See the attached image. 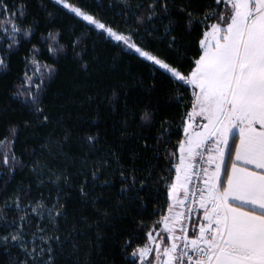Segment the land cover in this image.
Listing matches in <instances>:
<instances>
[{"label":"snow or ice","instance_id":"1","mask_svg":"<svg viewBox=\"0 0 264 264\" xmlns=\"http://www.w3.org/2000/svg\"><path fill=\"white\" fill-rule=\"evenodd\" d=\"M122 3L137 19L136 25L125 21L126 30L104 21L79 0L76 3L51 0L53 11L42 5L50 18L66 10V14L85 25L84 32L75 36L70 45L62 42L60 30L42 34L41 43L46 45L53 63L42 62L44 49L32 44L22 56L24 74L13 95L22 98L38 120L42 117L44 123L50 122L43 98L58 75V61L71 47L81 70L87 71L90 63L85 59L88 51L85 40L93 31L149 67L154 76L165 75L176 85L175 102L184 105L175 129L171 127L173 121H160L154 144L146 136L136 137L134 132L124 131L121 135L136 137L145 151L155 153V159L167 160V167L157 177L166 189V213L158 204V218L150 228L140 220L138 227L129 231L120 244L122 264H264V0H183L179 4L177 0H150L146 7L138 0ZM140 9L144 12L137 14ZM26 16V3L14 8L9 0H0V42H7L6 47L0 43V72L9 69L11 57L24 42L31 43L38 30V21L23 23ZM176 16L183 17L182 30L189 37L195 34L194 39L184 40L176 35L181 29ZM154 18L167 19L162 33L153 24ZM153 42L166 44V48H154ZM94 59L100 58L97 55ZM189 90L191 96L186 98ZM116 96L113 92L114 99ZM131 118L135 119L134 113ZM141 120L147 129L158 123L155 114L148 110ZM32 123L26 121L25 126ZM128 125L129 119L125 118L124 128ZM10 131V141L8 137L0 141L13 145L10 153L0 160V167L8 175L3 190L18 168L24 166L14 148L18 129L14 126ZM97 138L98 134L87 137L90 149L95 148ZM173 138L176 143L171 148L160 147L171 143ZM68 139L67 135L63 137L64 141ZM59 147L63 148L62 142ZM112 155L117 165L115 171L126 185L121 189L122 195L132 203L138 198L141 202L138 211H146L147 201L140 193L151 189L158 196L161 191L151 183L156 174L154 169H137L135 162L139 155L133 152L129 176L120 153L113 151ZM86 167L87 159L82 162L81 171ZM105 167L111 168V163L92 161L93 187L100 179L98 170ZM46 168V164L37 162L31 170L39 174ZM138 172L148 175L140 178ZM84 175L78 190L82 200L87 201L89 176ZM48 179L57 186L51 207L43 198L25 204L27 193L22 187L8 198L11 203L5 200L0 206V224L12 229L0 234V245L8 251L18 247L23 254L22 264H96L94 257L104 254L105 234L100 221L95 222L96 237L88 241L87 247L81 245L79 236L69 234L66 241L60 234V224L68 222L69 213L67 197L61 202L64 191L61 185L73 186V182L64 173H53ZM110 183L104 181L105 185ZM99 199L93 197L92 204L95 206ZM10 207L20 214L18 221L8 220L5 209ZM102 215L104 223H109L112 214L104 210ZM33 216L47 221V226L38 225L29 240L26 228L33 222ZM120 218L126 217L122 213ZM83 219L89 228L93 226L87 217ZM145 228H148L146 237L142 235ZM72 231H77L75 226ZM12 264H21L19 255L12 258Z\"/></svg>","mask_w":264,"mask_h":264},{"label":"trees","instance_id":"2","mask_svg":"<svg viewBox=\"0 0 264 264\" xmlns=\"http://www.w3.org/2000/svg\"><path fill=\"white\" fill-rule=\"evenodd\" d=\"M11 4L18 6L20 3L27 4V16L23 20L25 25L38 21V30L31 38V43L24 42L19 51L11 57L10 67L5 72H0V141L5 137L11 139V128L17 127L18 135L14 145L15 154L23 161V167H19L5 189L4 181L8 180L7 170L0 167V206L5 200L23 188L27 193L25 204L29 201H38L43 198L51 207L57 196V186L48 179L53 173H64L70 176L73 186L62 184L63 195L67 197V209L69 220L67 223L61 221L60 234L67 241L69 234L79 236L81 245L88 246V241L96 237L95 222L100 221V228L104 230L103 256L94 257L96 264H107L114 261L115 264H122V254L120 244L127 238L129 231L138 227L139 221L144 220L151 227L153 220L157 219V205H161L166 213V189L157 180L167 167V160L155 159V153L145 151L142 148V141L137 139L140 135L148 137L150 144H154L160 132V121L171 120V125L175 129L179 123L180 116L183 115L184 105L178 104L174 100L176 95V85L167 79L165 75L154 76L151 69L137 62L132 56L121 52L119 47L113 43L105 41L95 31L85 40L88 45L86 60L90 63L87 71L81 70V64L74 56L71 47L67 54L58 61V75L53 82H50L47 93L44 96L45 114L50 117V122L44 123L42 117L38 120L30 108L23 102L22 98L13 95L17 85L23 78L24 61L22 56L29 51L32 44L44 49L41 61L53 63L49 58L46 45L41 43L42 34L48 30H60L63 34L62 42L71 44L75 36L82 35L85 25L74 19L71 14L65 11L56 13L55 18H50L47 11H53L51 0H9ZM76 3L77 0H72ZM85 7L95 13L104 21L119 25L121 30H126L125 21L130 25H136V15H131L124 7L122 0H79ZM145 7L150 0H138ZM183 0H177L182 3ZM47 6V11L45 7ZM144 9H140L137 14H142ZM173 15H176L175 11ZM180 20L181 29L176 35L184 40L194 39L195 34L189 37L185 31L184 19L176 16ZM167 19L154 18L153 24L161 33L163 26L167 24ZM149 29L152 24L148 25ZM143 32V29H141ZM139 39V37H136ZM150 39V38H147ZM3 46H7V42ZM152 47H165L166 44L153 42ZM99 56V60L94 57ZM31 72V69H29ZM113 92L117 93L115 99ZM190 90L186 93V98H190ZM145 110L155 114L158 122L150 129L142 126L141 116ZM135 119H132V115ZM125 118L129 119L127 129L123 126ZM26 121H33L31 126H25ZM136 133V137H122V132ZM97 142L94 149L89 148L87 137L97 135ZM67 135L69 139L63 140ZM63 143V148L59 143ZM176 143L175 138L171 143L161 145V148H171ZM13 145L10 142L0 143V160L4 154L10 153ZM51 149V150H50ZM113 151L119 152L122 162L129 168L131 176V166L133 152L139 155L135 162V167L153 168L155 175L151 183L160 188L159 195L149 189L142 191L147 201V210L142 213L141 202L137 198L134 203L129 198L122 195L121 189L126 185L121 181L116 173L117 165L112 155ZM67 154V155H65ZM87 159L88 167L82 168V162ZM75 160V163H73ZM105 160L111 163V168L105 167L98 170L100 179L95 182V187L90 179L92 161L99 162ZM37 162L47 165V168L37 174L32 172V166ZM89 176L88 191L90 197L83 201L79 194V185L83 182L85 175ZM138 177L147 176V172H138ZM43 180L44 183L40 181ZM111 183L105 185L104 181ZM132 195H135L133 191ZM99 196L95 206L92 198ZM123 201V203H121ZM11 203L10 200H8ZM99 209V211H98ZM109 211L112 218L109 223H104L102 212ZM8 220H19V213L14 208H7ZM123 215L125 219H121ZM84 217L88 218L93 226L88 227L84 223ZM135 217V219H134ZM33 222L26 228L27 239L31 240V235L36 231L38 225L47 221H41L38 217H32ZM73 226L77 231L73 232ZM148 228L143 229L142 235L146 237ZM12 229L7 225L0 224V234H7ZM51 231V229H49ZM86 233V235H85ZM69 249L66 248V252ZM19 255L21 264L23 254L18 247H13L10 251L0 245V264H12V258Z\"/></svg>","mask_w":264,"mask_h":264}]
</instances>
